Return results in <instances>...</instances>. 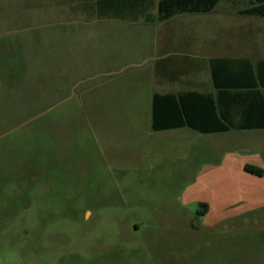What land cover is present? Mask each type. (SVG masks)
I'll return each mask as SVG.
<instances>
[{"label": "rangeland", "instance_id": "1", "mask_svg": "<svg viewBox=\"0 0 264 264\" xmlns=\"http://www.w3.org/2000/svg\"><path fill=\"white\" fill-rule=\"evenodd\" d=\"M64 1L0 12V264H264V229L204 228L184 210L201 205L182 200L227 150L264 165V130L147 134L115 106L162 54L152 79L174 89L211 84L205 55L264 58V17L239 13L250 0H220L117 30L127 23L67 16L92 4Z\"/></svg>", "mask_w": 264, "mask_h": 264}, {"label": "crops", "instance_id": "2", "mask_svg": "<svg viewBox=\"0 0 264 264\" xmlns=\"http://www.w3.org/2000/svg\"><path fill=\"white\" fill-rule=\"evenodd\" d=\"M31 1L32 0H0L1 15L3 10L7 7V5H10L11 2H14L12 6H15L17 2H23L20 6L28 9L31 7ZM71 1H77L78 3H84L87 1L92 4V8L89 9L90 12H85L86 10L82 11L80 9L68 11L66 12L67 16L86 17L94 15L102 18H113L115 21L127 23L113 26V28L117 30H133L136 27H141V29L149 27L158 29L163 22L175 15L174 14L166 20L157 21L155 16L157 13L158 0H113V9H99L96 4V0H65L64 2L67 5V3L69 4ZM192 32L196 33L198 30L193 29ZM162 55L153 59L150 58L151 61L148 62L149 72L152 71L153 73L150 65L156 58H161ZM213 57L227 56L205 55L202 58V61H200L207 70V78L208 74L210 76V85L207 80L205 87L200 88L202 87V84H200L198 80H193L191 83H193L194 87L174 89L177 85L175 82H164L165 84H162L160 78L157 79V77H155L156 79H152L151 73L150 76L146 75L144 80L140 82L141 85L138 86L137 91L131 93H128V91L121 92V97L115 105L117 107V112H130L136 115L137 121L144 122L145 120V130L147 134H151V132L169 131L180 128L193 130L189 127H176L157 131L151 130L150 116L152 96L154 93H178L186 90H196L213 94L215 89L213 87L209 69V61ZM250 60L252 63L257 61L252 59ZM170 78L172 81L176 80L175 76H171ZM149 83L157 84L156 86L151 87ZM252 130L264 129L235 131ZM225 132L229 131L204 134H220ZM246 164L260 166L264 170V165L261 159L256 153H254V151L250 148L238 147L237 149L225 151L220 159H216L212 163L203 165L194 174L193 181L182 193V200L185 204H196V207L197 204L199 205L200 203H205L207 205L206 211L202 214H198L197 216H195V213L199 208H196L194 212L184 208L187 214L191 215L192 218L195 219L197 225H202V227L211 230L264 229V173L263 175H255L247 172L244 169Z\"/></svg>", "mask_w": 264, "mask_h": 264}, {"label": "trees", "instance_id": "3", "mask_svg": "<svg viewBox=\"0 0 264 264\" xmlns=\"http://www.w3.org/2000/svg\"><path fill=\"white\" fill-rule=\"evenodd\" d=\"M99 9H113V0H96ZM220 0H158L155 19L163 21L176 13H208ZM241 14L264 17V0H250ZM215 92L186 90L154 93L150 128L153 131L189 127L201 133L264 129V58L252 63L246 57H213L209 61ZM244 169L263 175L260 166L246 164ZM201 207L195 216L206 211Z\"/></svg>", "mask_w": 264, "mask_h": 264}]
</instances>
